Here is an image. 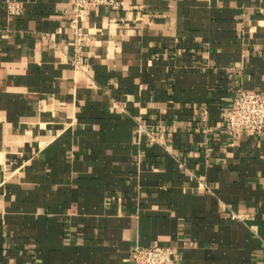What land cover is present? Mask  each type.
Segmentation results:
<instances>
[{"label": "crops", "instance_id": "obj_1", "mask_svg": "<svg viewBox=\"0 0 264 264\" xmlns=\"http://www.w3.org/2000/svg\"><path fill=\"white\" fill-rule=\"evenodd\" d=\"M7 1L0 264H131L151 245L175 264H263L264 135L224 120L238 89L264 92V0L85 11L81 73L71 0H11L19 16Z\"/></svg>", "mask_w": 264, "mask_h": 264}, {"label": "built area", "instance_id": "obj_2", "mask_svg": "<svg viewBox=\"0 0 264 264\" xmlns=\"http://www.w3.org/2000/svg\"><path fill=\"white\" fill-rule=\"evenodd\" d=\"M73 18L70 26L73 31V56L69 59V65L76 73L82 72V43L89 37L83 33L78 26L81 14L96 8H106L110 11H117L123 8V2L119 0H71ZM5 10L10 16H19L22 12V5L19 2L7 1ZM224 129L230 137L237 139L244 135L248 137H259L264 135V92L245 91L238 89L231 101V105L225 115ZM141 132H144L140 128ZM149 141H154L149 134ZM230 219L244 221L241 215L230 214ZM264 264V244L261 248ZM131 264H175L176 257L169 247L151 245L148 247H135L130 253Z\"/></svg>", "mask_w": 264, "mask_h": 264}]
</instances>
